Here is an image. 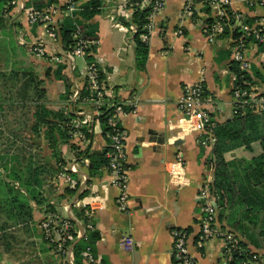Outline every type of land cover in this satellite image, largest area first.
<instances>
[{"label":"crops","instance_id":"1","mask_svg":"<svg viewBox=\"0 0 264 264\" xmlns=\"http://www.w3.org/2000/svg\"><path fill=\"white\" fill-rule=\"evenodd\" d=\"M101 1V12L87 22L82 21L86 26L84 30H93L97 36V39L91 38L96 41L89 53L91 62L102 72L104 85L117 102L121 103L128 93L138 100L132 113L117 118L126 137L128 210H118L115 202L118 190L109 184L103 166L88 171L78 165L77 172L72 174L77 184L73 187L65 184L59 177L61 171L55 170L56 159L47 141L40 133L37 135L32 131L36 102H18L13 107L8 102L1 105L0 99V135H3L0 137V180L5 188L0 197V204L3 203L0 206V239L11 242L2 252L0 264L27 261L45 264L52 260L60 264H78L73 249L79 242H83V248L86 245L92 247L99 264H174V229L189 234L188 252L199 264H224L218 241H208L203 247L197 244L198 193L206 176L213 179L212 146L202 145V138L196 133L180 132L181 115L177 102L184 86L203 79L205 96L215 107L211 115L214 126L232 118L230 91L236 81L233 69L237 65L231 60V37L226 35L213 43L206 39L203 28L212 20L214 12L202 1L193 0L192 12L186 14L183 8L186 0H164L162 10L152 19L154 29L146 42V60L140 68L136 65L132 40L136 29L130 24L133 11L123 8L129 0ZM31 2L17 0L16 5L9 6L1 1L0 39L13 44L14 51L8 56L0 54V72H33L41 81L45 105L51 112L61 110L64 116L74 115L77 111L90 114L91 121L87 125L91 132L89 153L106 151L108 140L100 116L89 110L87 102L72 105L64 98L66 92L83 86V71L89 61L86 57H69L59 35L52 40L44 26L28 24L24 9ZM57 5H62L61 0ZM232 7L249 18L252 15L237 1ZM261 14L259 11L258 15ZM56 20L59 28L64 18L57 16ZM34 44H42L49 54L65 56L67 63L52 64L37 58L30 51ZM25 50L29 52L24 53ZM252 57L254 62L248 78L264 81L262 58ZM59 67H63V77L56 75ZM212 105L208 104L207 108L212 110ZM60 150L65 163L62 169L76 161V154L68 144L62 145ZM259 153L260 149L246 160ZM176 155L183 159L185 177L182 185L171 181L165 171L167 163ZM28 157L40 172L45 168V175L44 170L41 173L33 171L43 180L42 186L37 188L40 198L28 196L19 180L29 175ZM88 160L90 162L89 157ZM11 190L23 195L25 203L12 206L16 199L10 196ZM80 194L84 196L79 197ZM90 203L101 205L102 209L93 212L94 228L84 233L87 240L71 242L65 257L56 255L41 237V219L54 213L69 218L76 230L81 231L84 224L82 205ZM17 209L20 212L17 213ZM221 213L227 215V211ZM219 223L243 241L229 226L227 217H219ZM124 237L133 239L132 252L121 249L120 242ZM243 242L251 251L264 254ZM17 243L19 245H15ZM15 247H21V250ZM79 264H83L82 261Z\"/></svg>","mask_w":264,"mask_h":264},{"label":"built area","instance_id":"2","mask_svg":"<svg viewBox=\"0 0 264 264\" xmlns=\"http://www.w3.org/2000/svg\"><path fill=\"white\" fill-rule=\"evenodd\" d=\"M9 6L17 4V0H5ZM204 5L214 12V17L204 25L203 33L209 42H215L218 38L229 35L231 44L229 46L231 60L244 75H237L236 81L230 91L231 107L233 114L238 112L250 111L261 114L264 112V81H257L250 76L251 64L254 62L252 55L262 58L264 64V0H200ZM237 1L252 12L249 17L243 13L234 11L232 4ZM108 2V1H107ZM61 4H67V8L62 10L59 5H51L41 10H36L31 5L24 9L25 17L29 25H40L46 28V33L50 39L58 37V26L56 17H70L75 20V28L72 35L74 42L73 48L68 50L69 57H86L89 52L85 49L95 45L96 41L89 40L84 35V30L77 23L76 13L80 4L73 0H61ZM151 5L149 23L146 25V33L141 35V39L147 42L154 29L152 19L160 13L164 6V0H141L139 8ZM124 9L134 10L126 3ZM184 13L189 14L193 9V0H186ZM261 11L262 14L258 15ZM232 33L236 34L232 38ZM178 34H181L179 31ZM34 56L45 59L48 63L64 64L67 63L65 56H58L55 53L46 52L42 44H34L31 47ZM253 53V54H252ZM84 84L80 89L72 90L68 96L72 105L77 102H87L90 111L99 116L105 115L108 140V147L104 153L106 160L105 169L109 177V184L118 190L116 205L118 210L126 212L128 210V169L126 167L125 153V132L118 125L117 118L121 115L132 113L137 107V98L134 95L128 96L121 103L113 98L112 92L108 91L104 85L102 72L93 62L86 63L83 71ZM203 79L198 82L186 85L182 89L181 96L177 102L180 113L179 128L185 134L196 133L202 138V145L213 146L214 122L211 117L215 110L210 99L205 96ZM82 90L88 92L87 97H82ZM212 105L211 109L207 105ZM109 108V109H108ZM213 111V112H212ZM75 119L70 122L71 141L77 145V152L82 153L74 163L62 169L59 177L68 186H75L72 174L76 173L78 167L87 170L89 160L86 154L89 151L90 140L85 136L82 129L87 127L91 121V115L83 111L74 112ZM79 165V166H78ZM78 166V167H77ZM166 174L171 181L178 185L183 184L184 168L181 155H176L175 159L168 162L165 167ZM213 179L206 176L203 180L198 193L200 202L199 213V232L197 234V244L203 247L208 241L214 240L221 244L224 264H231L236 258L241 261L235 264H264V254L258 252H247L240 246V238L233 232L226 230L219 223L222 209L218 204V196L212 189ZM102 209L101 205L93 206L91 203L82 205V219L84 220L81 231L76 230L72 221L64 216L54 213L47 214L39 223L41 237L52 251L65 257L67 249L74 240L86 241L84 233L92 231V216L94 210ZM173 239V261L174 264H199L188 252L189 234L181 229L172 231ZM120 247L124 252H132L134 242L131 237H124L120 242ZM80 259L83 264H99L91 246L86 245L80 251Z\"/></svg>","mask_w":264,"mask_h":264},{"label":"trees","instance_id":"3","mask_svg":"<svg viewBox=\"0 0 264 264\" xmlns=\"http://www.w3.org/2000/svg\"><path fill=\"white\" fill-rule=\"evenodd\" d=\"M0 1L6 3L5 0ZM73 1L80 4L74 16H76L77 23L82 26L84 30L86 26L83 25L82 21L87 22L100 13L102 10V1L91 0L86 3H82L81 0ZM140 2L141 0H129L130 5L134 9L130 24L136 29L132 39L135 49L136 65L141 68L145 63L147 55V43L142 41L141 35L146 33L145 27L149 23L148 18L152 8L151 5L139 8L138 4ZM57 4L58 0H32L30 3L36 10H41L45 7ZM67 6V4H63L60 6V9L64 10ZM75 23V20L66 17L59 26L58 34L65 48L68 50H71L74 45L72 35ZM232 34V38H235L236 34ZM84 35L86 38H89V40H92L91 38L97 39L93 30L90 32L84 30ZM92 48L93 47L86 48L85 52L90 53ZM89 53L86 59L91 62L92 56ZM62 69L63 67H59L56 70L57 76L63 77V75H61ZM233 71L236 75H244L238 66H235ZM40 85L41 81L29 70L10 72L9 74L0 72V86L2 88V92H0V99H2L1 105L8 102L11 103V106L15 107L18 102L22 104L36 102L33 106L35 108V113L33 114L34 124L32 126V131L37 135L40 133L43 139L47 141L48 148L52 150L53 157L56 159L57 168L55 170L60 172L65 164L60 150L62 145L68 144L70 150L75 152L78 158L82 156V153L77 152V145L71 141L70 136V122L74 115L70 113L64 116L61 110L56 112L48 110L45 105V93ZM81 93L82 97L88 96L86 90H82ZM70 94V92H66L64 98H68ZM99 120L103 128V133L105 134L108 130L105 123V115H101ZM82 131L88 139L91 138L89 127L83 128ZM213 137L215 138V142L212 146L211 160L213 168L212 189L219 198L218 204L224 212L228 210L235 211L238 217H244L249 220V223L257 226L261 220L264 222V112L261 114L252 113L250 111L235 113L231 119L224 123L215 124ZM255 142L259 144L260 153L249 160H243L239 169L236 171L233 170L230 164L225 160V153L237 148L250 150L251 145ZM87 152L86 156L90 159V163L87 167L88 171L105 166L106 160L104 155L97 156L93 153H89V151ZM27 159V172H29V175L19 180L28 196H37L40 198L41 194H39L37 188L42 186L43 180L40 179L38 173L35 174L33 172L36 170L38 171L40 168H34L31 163V158L28 157ZM43 170L45 175V168H43ZM41 172L39 170V173ZM67 190L68 189H66V191ZM82 196H84V194L79 195V197ZM223 217H227V215L224 216V214L221 213L220 219ZM231 226L238 231L235 223L231 224ZM92 241L93 239L91 238L90 242ZM250 242L257 249L263 247L264 250V245L259 246V244L254 241V238H250ZM83 245V242H79L73 249L78 264L81 261L79 254ZM240 246L248 253L252 252L241 240ZM239 261H241V259L236 258L231 264H235V262Z\"/></svg>","mask_w":264,"mask_h":264},{"label":"rangeland","instance_id":"4","mask_svg":"<svg viewBox=\"0 0 264 264\" xmlns=\"http://www.w3.org/2000/svg\"><path fill=\"white\" fill-rule=\"evenodd\" d=\"M3 4H1L0 1V11L2 9ZM13 44H7L4 40L0 39V54L4 55L6 54L7 56L10 54H13ZM29 52V50L23 51ZM31 51V50H30ZM3 135H0L2 138ZM258 142H255L251 145L250 150L244 149V148H237L234 150H231L227 153H225L224 157L225 160L230 164L231 168L233 170H238L240 167V164L243 160H246L247 157H251L254 155V153L259 152L260 147L258 146ZM3 182L0 180V197L2 198V193L4 194L5 188L3 187ZM10 196L15 197L16 202L12 203V206H16L19 204L25 203L26 198L23 195H19V193L16 190H11ZM27 204V201H26ZM0 206H3V203L0 204ZM17 213L20 212L19 209L16 211ZM238 214L235 211H227V222L229 226L232 228L231 224L235 223L238 231L236 229V232L238 235L245 241L248 245L252 246L256 250L260 252H264L263 247H260V249H257L251 242L250 238H254V241L259 244V246L264 245V222L261 220L260 223L257 226H254L253 224L249 223V220H247L244 217L237 216ZM255 220V219H253ZM11 244L9 240L6 239H0V257L3 256L2 252L6 251V247L8 244ZM15 245H19L18 243ZM17 250H21V247H15ZM13 251V250H12ZM19 264H38L35 261H27V262H22ZM44 264V263H43ZM45 264H60L57 263L56 260H52L50 263L46 262Z\"/></svg>","mask_w":264,"mask_h":264},{"label":"water","instance_id":"5","mask_svg":"<svg viewBox=\"0 0 264 264\" xmlns=\"http://www.w3.org/2000/svg\"><path fill=\"white\" fill-rule=\"evenodd\" d=\"M104 153H105V151H95V152H93V154L94 155H104ZM75 157H77L78 158V155L76 154V156Z\"/></svg>","mask_w":264,"mask_h":264}]
</instances>
